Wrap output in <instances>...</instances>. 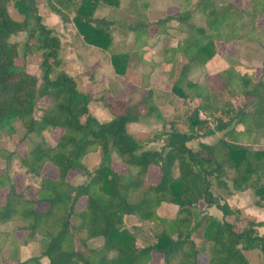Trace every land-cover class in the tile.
<instances>
[{"label": "trees", "instance_id": "1", "mask_svg": "<svg viewBox=\"0 0 264 264\" xmlns=\"http://www.w3.org/2000/svg\"><path fill=\"white\" fill-rule=\"evenodd\" d=\"M11 1L24 20L12 17ZM38 3L0 0V131L9 119L25 128L23 138L60 134L53 145L36 141L25 155L0 148L6 162L19 159L25 179L36 178L26 182L0 169V191H5L0 264H44V257L49 264H153L154 253L162 255L159 264H200L197 233L205 244L202 264H253L245 252L259 248L264 253V232L259 231L264 220L245 216L229 198L250 192L254 204L264 207V26H256L264 0H182L179 13L155 20L148 15V0H48L64 25L73 22L87 45L108 53L120 76L129 53L113 45L119 29L134 32L137 51L150 50L153 38L164 34L177 40L164 48V61L173 64L169 92L148 86L142 99L112 110L107 121L92 114V97L76 78L56 67L62 63L61 38L42 21ZM102 5L117 13L97 15ZM196 12L200 23L193 21ZM20 32L36 38L43 49L41 81L16 64L19 43L12 37ZM241 38L260 43L259 74L253 65L232 62L218 72L219 86H208L205 75L196 81L189 77L192 68L215 56L219 41ZM179 53L186 61L176 72ZM163 93L172 96L168 107L178 110V101L183 112L164 118ZM152 116L164 127L152 138L165 137L158 148L127 129ZM213 136V141L204 139ZM94 152L100 160L89 168L85 157ZM46 165L55 175L44 173ZM152 166L160 171L154 181ZM74 171L85 180L74 184ZM135 191H141L136 201ZM167 204L177 211L160 213ZM10 221L18 224L1 227ZM145 222L152 224V240L139 236ZM22 246L30 249L29 258L22 259Z\"/></svg>", "mask_w": 264, "mask_h": 264}, {"label": "rangeland", "instance_id": "2", "mask_svg": "<svg viewBox=\"0 0 264 264\" xmlns=\"http://www.w3.org/2000/svg\"><path fill=\"white\" fill-rule=\"evenodd\" d=\"M249 3V0H246ZM39 4V12L42 17V21L49 27L54 28L55 32L60 36L61 38V46L59 49L58 57L60 58L61 65L56 66L57 68L63 67L68 72H71L74 77L76 78L79 86L88 91L92 97V104H91V112L94 116H96L100 121H107L109 120L113 113V111H120L122 108L119 107V103L115 102L113 105L111 103H108L107 98L104 97L103 100L101 99V96L109 91V89H115L113 90L114 95L113 97L121 98L120 92L118 93V90L120 91L121 86L119 79L124 75V77H129L130 79L136 80L134 74H128L129 70V64L130 59L127 61V67L125 70V73L121 76L119 74H116L113 79H110L106 81V83H102V81H95L93 77L90 76V70L91 66L97 62V59L99 63H107L106 60H100L102 59V55L100 50L96 49H90L85 50L83 49V45H81V42L75 37L77 35L80 37V33L78 32V29L74 25L73 22H70L68 25H64L62 20L57 15L56 18H51L52 10L50 9L49 3L47 0H38ZM178 3L181 2V0H177ZM9 11L12 15V17L17 21H22L25 19V16L23 13H21L14 5L13 1L9 3ZM105 13V10H101L100 8L97 10V15L102 16ZM116 14V13H115ZM114 14V15H115ZM158 18V17H157ZM245 18L248 19L246 16ZM33 24H31L30 27H32ZM119 33H123L122 29H119ZM27 32H20L14 37H12L13 40H16L19 43V54L16 58V64L19 67H22L26 69L27 71L37 75L39 78V81H41L42 78V69H41V62L43 60V49H40L38 47V42L36 38L29 39L27 37ZM81 38V37H80ZM84 41V39H83ZM85 43V42H84ZM86 44V43H85ZM87 45V44H86ZM100 52V54H99ZM252 52L255 53L254 49H252ZM72 53V54H71ZM75 55V56H74ZM256 55V54H255ZM107 59V55H104ZM130 56V55H129ZM109 57V56H108ZM114 67V66H113ZM105 67H102L101 70H104ZM115 69V68H114ZM106 71V69H105ZM102 72L100 75H107V72ZM116 71V70H115ZM98 76V75H97ZM203 77V75L201 76ZM200 77V78H201ZM117 79V81H115ZM163 79V76L161 75L156 81H154V88L160 89L163 92H169L171 82L172 81H166ZM119 83V85H118ZM141 94L140 90H135L133 93H131L130 96H123L124 98H128L130 100H133L135 98H138ZM172 96H168L166 93H163L160 97V104L162 105V110L164 113V118H171L174 116L175 113H182V105L176 101V108L178 110H174L173 107H168V101H172ZM107 102V103H106ZM109 105V107L107 105ZM168 120V119H166ZM5 128L0 131V148L6 149V150H17L19 154H27V152L34 146V143L38 140H42L44 142V145H53L55 143L56 137L60 134V132L57 130L54 133L50 132H44L41 135H38L36 133H31L28 135L27 138H23L25 134V128L21 125L19 121H11L9 119H6L4 121ZM128 131L133 134L136 138L140 139L141 141L145 142L146 146L151 148H158L160 145H162L165 142V137L162 139H159L158 142H155V139H152L154 135L157 132H160L164 129L163 122L157 121L156 117L152 116L147 119H144L140 122H131L127 126ZM216 136L213 137H206L204 138L207 141H213ZM261 146L264 147V139L262 140ZM100 160V153L94 152L90 153L85 157V163L89 168H93ZM1 162V168H6L9 173L15 175L20 180H25L26 182H34L36 178H24L22 168L20 167V162L18 158H13L11 161L6 162L4 158H0ZM117 167L122 168L123 165L116 163ZM45 169V168H44ZM52 170V171H50ZM46 174H53L55 175L56 171L53 167L50 165L46 167V171H44ZM160 174V171L157 167L152 166L149 173L150 180L154 181L157 176ZM71 180L74 184L80 183L85 180V177L81 174L80 171H74V173L71 175ZM32 191H28V196H32ZM141 191H135L132 200L136 201L140 198ZM234 196L230 201L234 203L233 201L236 200L238 203L242 205V209L244 210L243 214L245 216H248L250 218L255 219H263L264 220V207L260 208L254 204L255 202V196H253L252 193H244V195L240 196ZM236 205V203H234ZM203 206V204H202ZM178 207L175 204H167L162 205L159 209L160 213H175L177 211ZM202 210H207L209 212L217 213L218 211L216 208H201ZM241 209V210H242ZM242 227V225H240ZM259 231L261 233L264 232V225L259 227ZM153 228L152 224L150 222H145L143 227L139 230V236L146 239V240H152L153 239ZM197 244L199 245V248H203V252L201 256L199 257L200 264L205 263L206 255L205 253V244L202 241V238L197 233L194 235ZM250 261L253 264H264V253L259 248H254L251 250H248L245 252ZM158 257L155 259L156 261L153 264H159V255H156ZM161 261V260H160ZM159 261V262H160Z\"/></svg>", "mask_w": 264, "mask_h": 264}, {"label": "crops", "instance_id": "3", "mask_svg": "<svg viewBox=\"0 0 264 264\" xmlns=\"http://www.w3.org/2000/svg\"><path fill=\"white\" fill-rule=\"evenodd\" d=\"M181 4H182V0L180 3H178L177 0H148V15L150 19L155 20L157 19V17L158 18L162 17L164 14H176L180 12ZM99 8L101 10H105V13H109L112 15L117 13V9L105 5H102ZM51 13H52L51 18L57 19V15L54 12ZM245 19L248 20L249 17L248 19L247 18ZM193 21L196 23H200L202 21V16L200 12L195 13ZM256 26L257 27L264 26V15H259V17L256 20ZM154 34H155V28L151 27L150 28L151 38L153 37ZM75 37L81 42V45H83L84 47L83 49L100 50L95 46L86 45L83 41L82 35L80 36L81 38L78 37L77 35H75ZM134 40H135V35L134 32L132 31H129L128 33L116 34L114 35L113 38L114 46H116L120 51L129 53L130 64H129V70L127 72L128 74H134L136 79L133 80L128 78L129 75L128 77H124L123 75L121 79H119L121 90L120 91L118 90V93L120 92L119 94L120 96L122 95L130 96L131 93H133L135 90H140L141 91L140 96L133 100H130L126 97L124 98L123 96L121 98H117V97L114 98L113 96L115 94L113 90L115 91V89H109L108 92H106L101 96L102 100L104 97H109L107 98L108 100H110L107 101L108 103H111L113 105L115 102H117L119 103L118 105H120L119 107L121 108L125 107L127 104H130L136 100L142 99L147 93V87L150 86L154 88V81H156L161 75L163 76L164 80L168 82L172 81V79L169 78V72L172 70L173 64L171 62L164 61L163 59L164 48L168 45L175 46L177 44V40L175 38L169 37L166 34L162 35L160 39L155 37L153 38L152 41L153 46L151 47L150 50L146 52L137 51L134 48ZM185 44L186 41H184L183 43L184 47ZM217 45H218V51L214 57H212L205 65H200V66L197 65L191 69L189 73V77L192 80L196 81L202 75H205L206 83L208 86L210 87L219 86L220 79L218 77V72L228 67L229 64L232 62H242L245 64L253 65L256 67L258 74L260 73L263 62V50L260 43L251 41L247 38H241L228 43H222V42L220 43L219 41ZM252 49H254L255 53L252 52ZM100 52L99 54L103 56L102 59L100 60H106L107 63L105 62L99 63L97 59V62L91 66L90 76L93 77L95 81H102V83L104 82L106 83V81L113 79L117 74L113 67L112 62L108 57L109 56L108 53L103 52L101 50ZM104 55H107V59ZM176 56L179 58V62L177 63L175 70L176 72H178L181 64L186 61V58L182 53H179ZM102 67H105L106 71L105 69L101 70ZM104 71L107 72V75H103V76L100 75ZM69 73L72 74L71 72ZM115 81H117V79ZM107 106L109 107V105ZM47 166L49 165L45 166L44 171H46ZM244 193H250V192H244ZM244 193L236 194V195L240 196V195H244ZM236 195L231 196L229 200ZM4 199H5V191H0V202L4 201ZM233 202L236 203V205L239 206L240 208L242 207V205L238 203L236 200H234ZM242 211L244 212L243 209ZM17 224L18 222L10 221L2 225L1 227L3 229L4 228L10 229ZM21 255H22V259L29 258L31 256L30 249L27 246H22ZM156 255L160 256L158 260L159 263V261L162 258V255L159 253H154L153 263L156 261L155 259L158 258L156 257ZM43 263L49 264V259L47 257H44Z\"/></svg>", "mask_w": 264, "mask_h": 264}]
</instances>
